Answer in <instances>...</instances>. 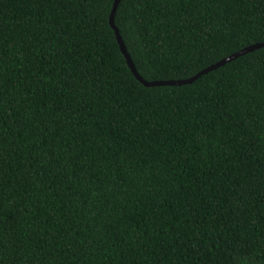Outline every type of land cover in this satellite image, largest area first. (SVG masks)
I'll return each mask as SVG.
<instances>
[{
	"label": "trees",
	"instance_id": "trees-1",
	"mask_svg": "<svg viewBox=\"0 0 264 264\" xmlns=\"http://www.w3.org/2000/svg\"><path fill=\"white\" fill-rule=\"evenodd\" d=\"M115 0H0V264H264V47L146 87ZM146 81L264 44V0H121Z\"/></svg>",
	"mask_w": 264,
	"mask_h": 264
},
{
	"label": "water",
	"instance_id": "water-1",
	"mask_svg": "<svg viewBox=\"0 0 264 264\" xmlns=\"http://www.w3.org/2000/svg\"><path fill=\"white\" fill-rule=\"evenodd\" d=\"M121 0H115L113 9H112V13L110 16V25L113 28L117 41L119 43L120 49L122 54L124 55L126 62L129 66V68L131 69L132 73L135 75V77L141 82L143 83L146 87H156V86H181V85H185V84H191L193 82H195L197 79H199L201 76H203L204 74H207L215 69H218L219 67L247 54L250 52H253L257 49H260L262 47H264V44H254V45H250L244 49H242L241 51L232 54L231 56L223 59L222 61L209 66L208 68L202 70L201 72H199L198 74L194 75L193 77L189 78V79H185V80H178V81H146L142 76H140V74L138 73L132 58L130 57V54L127 51V48L125 46V43L123 41V38L120 34V31L118 29V27L115 25V14L117 11V8L120 4Z\"/></svg>",
	"mask_w": 264,
	"mask_h": 264
}]
</instances>
